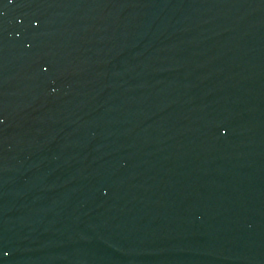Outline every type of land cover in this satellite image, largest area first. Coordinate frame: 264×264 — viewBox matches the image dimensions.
Instances as JSON below:
<instances>
[{
  "label": "water",
  "instance_id": "1",
  "mask_svg": "<svg viewBox=\"0 0 264 264\" xmlns=\"http://www.w3.org/2000/svg\"><path fill=\"white\" fill-rule=\"evenodd\" d=\"M0 264H264V0H0Z\"/></svg>",
  "mask_w": 264,
  "mask_h": 264
}]
</instances>
